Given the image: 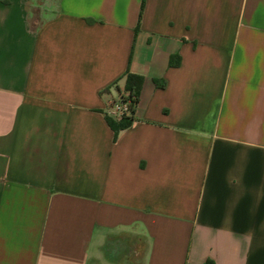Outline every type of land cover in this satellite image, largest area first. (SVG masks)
<instances>
[{"label": "crops", "instance_id": "0c3cea01", "mask_svg": "<svg viewBox=\"0 0 264 264\" xmlns=\"http://www.w3.org/2000/svg\"><path fill=\"white\" fill-rule=\"evenodd\" d=\"M208 261L264 264V0H0V264Z\"/></svg>", "mask_w": 264, "mask_h": 264}, {"label": "trees", "instance_id": "16d2710c", "mask_svg": "<svg viewBox=\"0 0 264 264\" xmlns=\"http://www.w3.org/2000/svg\"><path fill=\"white\" fill-rule=\"evenodd\" d=\"M144 8V2L142 10ZM141 10V14H142ZM144 77L129 73L126 77L125 91L126 95H123V102L127 104L128 111L125 112L120 118L107 115V122L117 136L120 131L130 128L135 120V115L140 102L142 86ZM157 85L160 88L165 87V82H158ZM206 264H214L212 261H208Z\"/></svg>", "mask_w": 264, "mask_h": 264}, {"label": "built area", "instance_id": "2783aa9c", "mask_svg": "<svg viewBox=\"0 0 264 264\" xmlns=\"http://www.w3.org/2000/svg\"><path fill=\"white\" fill-rule=\"evenodd\" d=\"M127 96V95H124ZM123 95L117 103H114L110 109V115L113 117L120 118L125 112L128 111V106L123 102Z\"/></svg>", "mask_w": 264, "mask_h": 264}]
</instances>
